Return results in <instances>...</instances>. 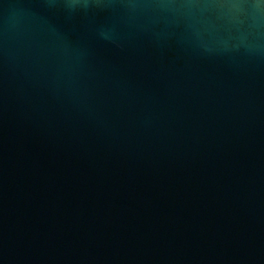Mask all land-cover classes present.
<instances>
[{"label": "water", "instance_id": "95a60500", "mask_svg": "<svg viewBox=\"0 0 264 264\" xmlns=\"http://www.w3.org/2000/svg\"><path fill=\"white\" fill-rule=\"evenodd\" d=\"M0 264H264V0H0Z\"/></svg>", "mask_w": 264, "mask_h": 264}]
</instances>
